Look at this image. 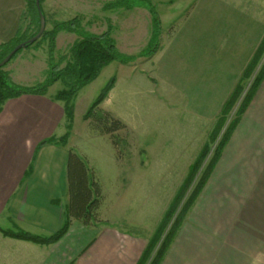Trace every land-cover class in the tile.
Returning a JSON list of instances; mask_svg holds the SVG:
<instances>
[{"label": "crops", "instance_id": "1", "mask_svg": "<svg viewBox=\"0 0 264 264\" xmlns=\"http://www.w3.org/2000/svg\"><path fill=\"white\" fill-rule=\"evenodd\" d=\"M243 10L199 0L158 61L160 76L183 79L191 111L218 113L264 35L261 12ZM2 16L0 43L19 27V21ZM52 96L23 94L0 111V219L38 234L60 227L67 200V148L50 143L37 148L64 120L62 104ZM199 200L196 218L189 216L180 226L160 264H264V77ZM101 218L105 223L94 226L73 220L66 234L48 245L0 231V264H135L159 219L149 229L136 223L148 229L137 234L118 229L111 216ZM70 238L82 244L71 245L65 263Z\"/></svg>", "mask_w": 264, "mask_h": 264}, {"label": "rangeland", "instance_id": "2", "mask_svg": "<svg viewBox=\"0 0 264 264\" xmlns=\"http://www.w3.org/2000/svg\"><path fill=\"white\" fill-rule=\"evenodd\" d=\"M114 1L41 0V8L47 30L52 29L57 22L78 16L83 29L92 33L109 29L110 36L120 52L137 55L126 64L118 61L110 62L102 68L93 81L78 91L74 100L72 128L65 147H71L85 159L101 186L103 199L99 208L100 218L111 216L112 223L118 229H126L129 233L147 234L151 223L159 217L158 221L153 223L150 237L158 224L163 223L165 212L173 204L177 189L187 176L189 166L205 142H208L211 149L202 163L201 171L212 155L216 142H209V138L216 124L217 114L207 116L191 111L181 87L183 79H176L175 82L173 77L166 79L159 75L158 61L199 0H149L155 6L161 20L159 46L156 52L149 56L138 55L149 40L151 15L148 9L141 5L131 8L106 5ZM219 1L245 7L247 11H243L247 13L261 12L264 18V0ZM22 12L24 18L21 21L20 31L28 36L34 31L35 24L32 22V9L27 0H7L0 3V24L4 19L3 14L8 19H12V22H20ZM77 38L74 32L59 31L55 36L53 62H57L61 55L68 56V49ZM47 42V39H44L29 47H22L21 51L3 67V70L8 72L11 82L32 85L45 78L49 68ZM261 62L251 78L244 81L246 84L242 95L248 89ZM63 65L64 61L60 63V66ZM112 77L115 78L114 86L99 104V108L109 111L125 124V128L115 132L120 138L117 147L112 144L109 135L99 133L83 119L89 106ZM61 88H63L61 81H56L48 87L47 92L54 95ZM237 105L238 102L221 133L233 117ZM65 131L62 120L61 125L57 126L52 134L60 136ZM215 166L192 204L182 215L171 242L189 216L196 218L199 213L201 191ZM200 174L201 172L198 171L174 212L181 209ZM172 220H168L166 229L163 228L165 232ZM136 223H144L145 226L149 224L146 227L148 229H143L141 225H135ZM10 224L7 219H0L2 227L10 228ZM77 241L81 242L78 243L81 246L82 240ZM76 242L74 243L71 238L67 240V245L70 246L67 247L65 263L71 258L69 252L71 245L76 247ZM160 242L161 240L157 245ZM149 260L145 264H148Z\"/></svg>", "mask_w": 264, "mask_h": 264}, {"label": "trees", "instance_id": "3", "mask_svg": "<svg viewBox=\"0 0 264 264\" xmlns=\"http://www.w3.org/2000/svg\"><path fill=\"white\" fill-rule=\"evenodd\" d=\"M27 2L32 9L31 19L35 24V29L28 36L22 34L20 31L21 21L24 18V12H22L19 27L17 28L16 33L9 40L0 43V61L17 44L32 37L38 31L39 15L35 2L34 0H27ZM106 5L109 7L126 8L138 5L145 6L151 15L150 35L146 47L141 50L138 55L149 56L156 52L159 46L161 20L155 6L149 0H115L114 2H109ZM109 27L110 26H108V28ZM61 30L74 32L78 38L70 45L68 49V56L67 54L61 55L57 62H53L52 54L55 47V36ZM44 39H47L48 41L49 68L46 72L45 78L41 82H37L32 85L15 84L10 81L8 72L3 70V67L7 65V63L13 59L22 48L18 49L11 56L10 60L0 67V111L2 110L3 104L8 99L16 98L23 94L46 95L49 86L54 84L56 81H61L63 88L57 90L51 99L54 101H60L62 104L64 113L63 121L66 131L60 136H55L53 134L43 138L37 144V148L46 143L65 147L67 145L69 132L72 128L74 118V100L78 91L93 81L99 75L102 68L110 62L118 61L126 64L136 58L137 55H127L120 52L115 44V41L110 36L109 29L100 33H92L83 29L78 16L66 21L57 22L52 29H45L38 40L33 43L26 44L24 47H29L37 41ZM63 61L64 65L60 66V63ZM260 62V67L255 73L248 89L242 95L246 84L244 81L251 78ZM263 77L264 35L217 113L216 124L211 131V139L209 138V142H216V145L207 164L201 171L200 168L202 167V163L211 149L208 142H205L195 160L189 166L187 176L177 189L174 195L173 204H171L170 208L165 212L163 223H159L152 235L148 238L147 244L135 264H145V262L149 259L148 264H160L166 248L171 242L173 235L179 226L182 215L192 204L196 195L199 193L210 175L223 147L229 140L233 130L239 122L240 117L249 105ZM114 83V77L108 80L95 100L89 106L86 113L83 115V119L87 120L89 124H91L92 127L99 133L109 135L112 144L117 147L120 138L115 134V132L119 129L125 128V124L120 119L114 117L109 111L99 108V104L105 99L108 92L114 86ZM237 102L238 105L233 113V117H231L221 133V129L227 122L230 113ZM198 171H200L201 174L199 179H197L195 186H193L190 194L184 200L181 209H179L178 212L177 210L174 212ZM66 197L67 200L64 208V218L60 227L56 231L48 234L33 233L19 227L12 219H9L11 227H0L1 233L3 236L22 239L40 245H48L61 239L68 231L73 220L80 222L84 226H94L100 222L105 223V221H102L99 216V208L103 199L101 186L95 179L93 172L85 159H83V157H81L71 147L67 148ZM173 214H176V216L174 217ZM168 220H172V222L165 232L169 223ZM163 228L165 229L163 230ZM159 240H161V242L157 245Z\"/></svg>", "mask_w": 264, "mask_h": 264}, {"label": "water", "instance_id": "4", "mask_svg": "<svg viewBox=\"0 0 264 264\" xmlns=\"http://www.w3.org/2000/svg\"><path fill=\"white\" fill-rule=\"evenodd\" d=\"M35 6L39 15V28L35 35L32 37L20 42L17 44L1 61H0V67L3 66L5 63H7L11 56L20 48L24 47L26 44L33 43L34 41L38 40L41 35L43 34L45 30V17L42 13L41 7H40V0H34Z\"/></svg>", "mask_w": 264, "mask_h": 264}]
</instances>
